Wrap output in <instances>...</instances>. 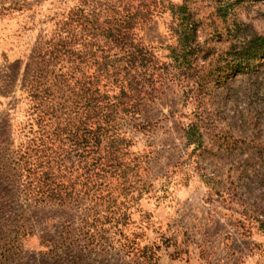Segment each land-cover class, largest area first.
I'll return each instance as SVG.
<instances>
[{"label":"rangeland","instance_id":"obj_1","mask_svg":"<svg viewBox=\"0 0 264 264\" xmlns=\"http://www.w3.org/2000/svg\"><path fill=\"white\" fill-rule=\"evenodd\" d=\"M158 1L187 3L205 59L179 66L158 9L135 31L153 59L139 106L75 148L38 105L61 116L93 95L90 56L51 50L108 0H0V264H264V50L245 71L224 63L246 26L264 37V0Z\"/></svg>","mask_w":264,"mask_h":264},{"label":"trees","instance_id":"obj_2","mask_svg":"<svg viewBox=\"0 0 264 264\" xmlns=\"http://www.w3.org/2000/svg\"><path fill=\"white\" fill-rule=\"evenodd\" d=\"M161 2L158 0H108V2H99L98 8L91 13L80 8L71 16V23H75V30L69 29L65 32L67 34L65 38H58L56 44L50 46H53L51 53L57 52L63 59L67 55L73 58L78 54L89 55V59L94 61L96 66L93 77L83 81L84 86H89L86 87L85 94L90 90V86L94 85L93 95L90 98L80 97L84 102L75 101L76 105L70 113L59 116L58 110L54 111L53 108L42 103L38 105L44 106L46 108L44 113L56 119L57 135L72 142L75 148L88 144L90 137L94 146L101 147L115 131L119 108L123 107L124 112H130L139 106L140 96L145 91L142 85L143 80L153 59L149 50L138 41L135 31L138 27L149 23L153 15L159 12L158 9H166L173 16L171 29L177 46L172 52L179 66L184 69H193L200 66L201 58L205 59L206 50L199 42L200 22L187 3L164 6ZM245 28L250 34L243 35L245 42L242 45H231L230 52L224 59L227 67L225 72L245 71L263 53L264 37L259 36L249 26ZM77 29H80L79 33L76 32ZM76 45H80L83 52L75 50ZM47 56L48 52L44 56L40 54L43 61ZM220 67L219 63L211 64L210 75L221 72ZM203 68L206 69L205 66ZM205 77L207 76L201 79ZM103 81L119 84L120 93L116 96L102 93L100 87ZM35 83L37 99L47 90L40 91L43 84L39 81ZM125 106L127 107L124 108ZM88 109L92 110V114ZM72 113L82 115L74 119L71 116ZM116 159L111 155L110 164L114 160L117 161ZM105 160L109 161V157ZM24 188L25 191H33L28 185Z\"/></svg>","mask_w":264,"mask_h":264}]
</instances>
